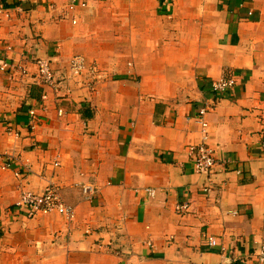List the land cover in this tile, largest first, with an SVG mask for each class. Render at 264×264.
<instances>
[{
	"label": "crops",
	"instance_id": "0c3cea01",
	"mask_svg": "<svg viewBox=\"0 0 264 264\" xmlns=\"http://www.w3.org/2000/svg\"><path fill=\"white\" fill-rule=\"evenodd\" d=\"M39 59L51 63L52 88L36 84ZM2 65L0 264H256L264 0H0ZM222 76L235 86L215 95ZM202 143L215 161L208 175L188 151ZM5 154L30 172L16 178L26 166ZM47 183L71 221L14 207Z\"/></svg>",
	"mask_w": 264,
	"mask_h": 264
},
{
	"label": "built area",
	"instance_id": "2783aa9c",
	"mask_svg": "<svg viewBox=\"0 0 264 264\" xmlns=\"http://www.w3.org/2000/svg\"><path fill=\"white\" fill-rule=\"evenodd\" d=\"M37 74L35 75L36 84L39 87L52 88L54 82L53 70L51 68V63L48 59H39L35 61ZM7 65H2L0 68L1 72L7 71ZM70 70L72 74L79 75L85 70V62L81 56H75L70 61ZM20 73L26 76V72L23 69H20ZM97 71H95L94 67L89 68L88 75L91 77L92 81L87 84V88L90 91L94 90L95 87V79L97 75ZM235 86V81L228 76H222L217 81L211 84L210 90L215 95H220L224 93L228 89H232ZM42 100H46V95H42ZM30 118L33 119L35 113L33 110L28 112ZM63 115V111H58V116L61 117ZM204 115H206V110L202 109L198 112V122L201 126V133L203 142L208 139L207 132V123L203 120ZM30 130L33 131L37 128L35 123L30 124ZM262 148H264V137L261 143ZM189 156L192 160V169L196 174L200 175H208L214 164L213 151L208 148L205 143H202L199 146H192L188 149ZM6 160H16L19 163H22V166L26 167L22 169L23 173L19 171L15 172L14 175L18 179H22L23 175L28 174L30 172V168L27 165V161L21 157H14L11 154H5ZM10 165V164H9ZM8 165V166H9ZM58 164L55 163V167ZM84 192H87V189H83ZM149 195H153V191H148ZM17 209H24L28 213V217H36L39 215H49L56 214L64 218L66 221H71L74 218V210L71 206L66 204L61 196L60 188L52 183H47L44 189L40 193H32V192H22L19 198V201L14 206ZM188 209V205L182 204L177 207V212H185ZM209 244L211 246L216 245V239L211 238L209 240ZM101 248V247H100ZM194 264V263H192ZM205 264V263H201ZM256 264H264V249H261L258 254V259Z\"/></svg>",
	"mask_w": 264,
	"mask_h": 264
},
{
	"label": "rangeland",
	"instance_id": "374dc122",
	"mask_svg": "<svg viewBox=\"0 0 264 264\" xmlns=\"http://www.w3.org/2000/svg\"><path fill=\"white\" fill-rule=\"evenodd\" d=\"M33 218H35V217H31L30 219H33Z\"/></svg>",
	"mask_w": 264,
	"mask_h": 264
}]
</instances>
